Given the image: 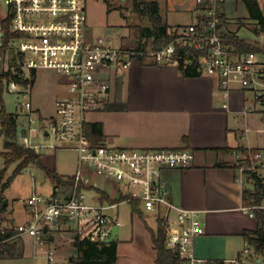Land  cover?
<instances>
[{"label": "built area", "instance_id": "built-area-1", "mask_svg": "<svg viewBox=\"0 0 264 264\" xmlns=\"http://www.w3.org/2000/svg\"><path fill=\"white\" fill-rule=\"evenodd\" d=\"M87 0H0V27L4 32L0 48V75L4 94L21 99L14 114L22 135L21 147L42 154L72 148L78 154L76 173L65 178L68 185L50 197L34 194L27 201L30 219L4 229L2 234L33 238L36 252L55 262L56 247L50 238L78 236L98 244H109L115 230L123 228L120 206L138 203L166 225V247L178 264H204L195 254V240L202 233L199 212L175 205L163 180L165 170H185L195 153L185 148H125L107 141L94 143L86 135L88 116L103 112L110 100L115 80H122L136 62L168 67L195 66L200 76L218 80L225 99L239 89L253 96L264 111V54L238 53L224 38L223 0H196L199 17L195 24L170 29L172 41L160 50L152 47L117 46L107 37L88 31ZM124 4L125 0H120ZM132 13L156 0H131ZM181 49V50H179ZM183 49H187L185 53ZM42 70L56 72L63 79L67 96L59 99L55 112L45 116L35 107L32 91ZM227 108L228 104H224ZM252 110V109H251ZM250 111V109H249ZM0 137L5 138L0 102ZM43 138V140H39ZM243 175L257 171L260 155L247 150L236 155ZM104 187H111L113 192ZM94 192L91 202L89 193ZM108 195L115 202L104 200ZM46 248L45 250L42 248ZM44 250V251H43ZM244 255H249L248 243ZM240 256L233 264H244Z\"/></svg>", "mask_w": 264, "mask_h": 264}, {"label": "crops", "instance_id": "crops-1", "mask_svg": "<svg viewBox=\"0 0 264 264\" xmlns=\"http://www.w3.org/2000/svg\"><path fill=\"white\" fill-rule=\"evenodd\" d=\"M156 2L163 23L170 29L192 25L198 20L196 0ZM226 2L223 0L222 3L226 34L240 39L238 33L244 27L264 38V32L256 31L259 22L251 18L248 9L247 17H234L228 13ZM175 15L183 16L187 21L169 23V18ZM256 44L261 50L264 48V43L258 41ZM129 46H133L132 41ZM63 82L61 85L64 86ZM58 100L53 103L54 109ZM224 104H228V107L225 108ZM35 107L40 110L37 105ZM106 109H111L115 115H122V120L115 119L119 125L117 128L124 130L122 137L115 141L120 146L142 149L185 148L195 153L190 168L163 172L170 200L179 207L199 212L202 233L195 240V254L204 264H233L232 260L243 256L247 244L244 233L256 231L258 222L251 209L244 205L243 192L250 188L252 180L242 174L236 155L241 157L244 150H258L264 162V111L253 96L233 89L225 99L215 78H185L177 66L162 67L149 62H136L122 80L113 82ZM92 121L101 123L105 136H109L103 122L98 119ZM111 132L121 135L116 130ZM262 171L264 166L257 172L264 177ZM131 215L140 217L132 212ZM29 219L27 208L24 220L18 222L8 217L7 208L0 205L1 230L24 224ZM56 237L47 241L48 246L56 247L54 263L49 262L45 253L36 252L33 238L15 235L9 242H17L23 250V256L1 259L0 264H72V258L68 259V263L65 261L63 244L75 249L73 244L69 238ZM111 241L119 242L117 264H122L120 251L129 242L119 239V233ZM147 241L151 243L156 264L152 235ZM244 257V264H264L263 258L256 255L252 247L249 255Z\"/></svg>", "mask_w": 264, "mask_h": 264}, {"label": "rangeland", "instance_id": "rangeland-1", "mask_svg": "<svg viewBox=\"0 0 264 264\" xmlns=\"http://www.w3.org/2000/svg\"><path fill=\"white\" fill-rule=\"evenodd\" d=\"M260 2L264 12V0H260ZM226 3L227 11L232 16H248L247 8L242 0H227ZM86 7L88 31L94 36L110 38L117 46H129L131 41L133 46H137L140 42V29L151 24L148 17L137 12L132 13L133 3L131 0H126L125 4H121L118 0H87ZM177 21H187V19L178 15L169 18V23ZM238 35L248 46L258 47L256 44L258 41L264 43V38L256 36L250 28L243 27ZM262 51L260 52L261 54L264 53V48ZM62 81V77L54 71L42 70L39 72L33 86L32 98L34 105L40 107L43 115H53L55 112L53 103L67 96L65 86L61 85ZM3 100L6 111L15 114L21 99L16 95L5 93ZM96 114L88 116V119H98L104 123L106 131L110 133L109 136H106V141L114 146L125 147L115 143L116 139L124 134L123 128H117L119 125L115 121L116 117L122 120V115H117L119 113L115 115L111 109H105L103 112ZM111 130L119 131L121 135L113 134L114 132H111ZM17 138L18 143L22 144V135L19 131ZM39 140H43V138H39ZM4 141L5 139L0 137V152L4 151ZM41 159L46 167L50 170H55L65 178L72 177L78 167V154L72 148L44 152L41 154ZM255 164L258 172V169L264 166L263 159L257 160ZM2 168L3 159L0 158V169ZM15 168L16 164L8 169L6 179L12 176ZM262 174L264 175V171H262ZM250 182L249 189L252 191L254 189L253 182ZM102 188L110 193L113 192L111 187L102 186ZM53 193V181L40 167L30 165L11 180L10 186L3 193L0 188V197H3L0 205L7 208L8 217L22 222L27 208V201L34 194L50 197ZM93 196L94 192L89 193L88 202H91V197ZM4 202H6L7 206L4 205ZM248 209H252V207H248ZM130 210L129 204L120 206V217L125 227L115 230V234L119 233V239L129 242V244L121 248L120 261L122 264H154V252L150 247L151 243L147 239L151 238V232L148 227L153 231L157 230L156 218L150 214H144L143 218L132 217ZM145 238L147 239L145 240ZM63 245L65 248L63 250L64 258L66 263H68V259L76 256L75 249L69 244Z\"/></svg>", "mask_w": 264, "mask_h": 264}, {"label": "trees", "instance_id": "trees-1", "mask_svg": "<svg viewBox=\"0 0 264 264\" xmlns=\"http://www.w3.org/2000/svg\"><path fill=\"white\" fill-rule=\"evenodd\" d=\"M250 13L252 19L259 22L257 32H264V12L261 9L258 0H242ZM135 11L149 18L150 27H143L139 31V48L147 49L152 47L154 50H160L172 41L170 35V27L163 23L160 16L159 4L156 1L147 2L143 9L136 8ZM225 41L231 45L238 53L263 52L259 47L246 45L237 36L224 33ZM181 50V49H179ZM187 49H183L185 53ZM264 54V53H263ZM144 63V60L142 61ZM179 69L185 78L199 77L195 66H186L184 61H180ZM4 76L0 75V102L2 105L3 125L5 132L4 151L0 152V158L3 159V168L0 169V188L2 193L10 186L11 180L20 174L30 165L40 167L44 173L53 181L54 191L70 181H66L65 177L58 174L55 170L46 167L41 159V154H37L32 150L21 147L18 144V129L15 116L8 113L3 100L4 96ZM87 137L94 143L106 141L103 125L98 122H91L85 125ZM254 154H258V150H252ZM243 153H247L244 150ZM16 164L11 177L6 179L8 169ZM254 189H244L243 200L246 208L252 207L257 222L258 229L254 232H245L244 237L250 247L254 249V253L264 260V177L256 172L250 176ZM104 200L115 202L108 195L102 194ZM3 197H0V204ZM132 213L138 214L140 218L144 214L138 209V203H132ZM148 229L152 235L153 248L156 252V264H178V258L174 252L166 247L167 229L164 221H157V230ZM0 229V260L1 259H17L23 256V250L17 242H5L6 237L15 234L14 231H8L7 236L2 234ZM71 243L75 248L76 256L72 258V264H117L118 262V241H111L109 244H98L88 240H80L78 236L71 239Z\"/></svg>", "mask_w": 264, "mask_h": 264}, {"label": "water", "instance_id": "water-1", "mask_svg": "<svg viewBox=\"0 0 264 264\" xmlns=\"http://www.w3.org/2000/svg\"><path fill=\"white\" fill-rule=\"evenodd\" d=\"M3 37H4V32L1 30L0 27V48L3 46ZM4 205H6V202H4Z\"/></svg>", "mask_w": 264, "mask_h": 264}]
</instances>
